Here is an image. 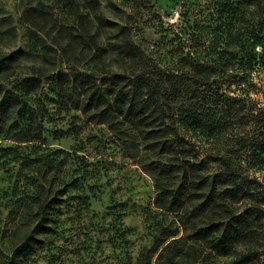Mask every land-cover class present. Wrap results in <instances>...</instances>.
Returning <instances> with one entry per match:
<instances>
[{
    "label": "rangeland",
    "instance_id": "rangeland-1",
    "mask_svg": "<svg viewBox=\"0 0 264 264\" xmlns=\"http://www.w3.org/2000/svg\"><path fill=\"white\" fill-rule=\"evenodd\" d=\"M246 5L244 0H0V59L15 52V58L5 59L7 66L0 70V264H5L13 245L32 226L31 210L52 195L53 231L22 264H133L142 249L154 245L159 223L177 221L180 214L155 207L153 179L140 163L144 152L136 150V157L128 156L133 151L122 148L117 130L106 123L87 122L78 110L76 119L54 113L49 102L42 122L44 140H34L37 125L31 120V93L23 100L29 89L25 79L32 76L41 55L55 52L57 39L64 44L71 31L77 33L70 28L79 21L78 14L92 15L99 9L111 22L134 20V39L156 57L159 66H172L181 57L199 61L212 71L213 92L264 110V37L245 44L232 41L247 17ZM113 59L104 57L103 65L85 52L79 67L103 65L102 75L113 67L108 65ZM43 66L53 69V65ZM10 94L16 101L6 108L2 99ZM78 127L85 143L76 135ZM219 130L198 129L196 138L206 148L225 147L230 130ZM83 153L90 160L99 158L94 171L79 168L74 154ZM259 167L255 173L264 180V162ZM85 181L93 186H84L88 201L84 213L76 195ZM194 212L189 208L185 216ZM195 219L191 216L187 221V231ZM119 222L125 226L124 239H120ZM183 237L187 253L177 264H194L189 246L196 242L188 233Z\"/></svg>",
    "mask_w": 264,
    "mask_h": 264
},
{
    "label": "trees",
    "instance_id": "trees-1",
    "mask_svg": "<svg viewBox=\"0 0 264 264\" xmlns=\"http://www.w3.org/2000/svg\"><path fill=\"white\" fill-rule=\"evenodd\" d=\"M244 1L247 17L232 38L243 44L264 37V0ZM78 20L70 28L77 33L71 31L64 44L57 39L55 52L41 55L34 73L25 79L29 89L23 100L31 93V120L37 125L34 140H44L42 122L52 102L54 113L76 119L78 110L87 122H104L117 130L122 148L134 152H127L128 156L136 157V150L144 152L140 163L154 182L153 204L161 211L180 214L177 221L159 223L154 245L142 249L133 264H177L187 253L183 241L187 233L196 242L189 246L194 264H264V180L255 173L264 162V110L213 92L212 71L199 61L181 57L172 66H159L156 57L134 39L137 23L132 19L124 24L111 22L97 9L92 15L78 14ZM85 52L103 65L104 57L113 56L108 63L113 67L102 75L103 65L82 70L79 66ZM7 58H15V52L0 59V70L7 66ZM63 62L68 65L63 67ZM45 63L53 69L45 70ZM14 101L10 94L2 104L8 108ZM198 129H229L228 145L204 147L196 138ZM81 131L79 127L75 130L85 143ZM74 155L84 172L89 167L94 171L100 162L97 157L90 160L87 153ZM83 183L76 197L85 213L84 186L92 184ZM52 198L55 195L31 210L33 224L13 245L5 264L26 262L53 231L56 207ZM189 208L195 212L186 217ZM191 216L196 219L187 231ZM119 223L120 239H124L125 226Z\"/></svg>",
    "mask_w": 264,
    "mask_h": 264
}]
</instances>
